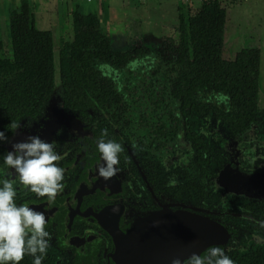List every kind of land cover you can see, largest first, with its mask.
Here are the masks:
<instances>
[{
	"label": "flooded vegetation",
	"instance_id": "obj_1",
	"mask_svg": "<svg viewBox=\"0 0 264 264\" xmlns=\"http://www.w3.org/2000/svg\"><path fill=\"white\" fill-rule=\"evenodd\" d=\"M19 31L49 35L37 59ZM40 56L51 83L25 70ZM104 129L123 147L109 180ZM0 131V181L30 136L64 157L53 202L15 185L46 215L42 264H172L212 246L264 264V0H0Z\"/></svg>",
	"mask_w": 264,
	"mask_h": 264
},
{
	"label": "clouds",
	"instance_id": "obj_2",
	"mask_svg": "<svg viewBox=\"0 0 264 264\" xmlns=\"http://www.w3.org/2000/svg\"><path fill=\"white\" fill-rule=\"evenodd\" d=\"M18 126H14L16 129ZM108 130L102 131L97 148L103 161L98 175L109 180L117 174L123 147L108 139ZM7 137L0 131V141ZM3 162L15 170V178L0 181V264H20L26 255L33 257V264H42L50 247L51 235L46 230L47 218L43 211L35 210L27 203L16 202L17 180L20 185L46 197L51 203L64 189L65 169L60 166L64 157L56 151L55 142H45L39 136H30L27 142L12 145ZM11 175V174H10ZM172 264H235L219 246L210 247L201 256L193 253L185 261L175 258Z\"/></svg>",
	"mask_w": 264,
	"mask_h": 264
},
{
	"label": "trees",
	"instance_id": "obj_3",
	"mask_svg": "<svg viewBox=\"0 0 264 264\" xmlns=\"http://www.w3.org/2000/svg\"><path fill=\"white\" fill-rule=\"evenodd\" d=\"M16 42L18 45L22 46L23 50L27 48L28 51L33 52L32 55L25 54L27 58L32 56V58L37 59L39 56L35 52L40 50L38 45H42L43 43L46 42L49 43V35L47 33H40L39 35H36L26 31H19L16 35ZM40 57L42 61L38 62L36 67H34L32 63H27V66H25V70L27 74L30 72H34L36 74H43V73L48 74L49 81L51 83V73H52L51 57L50 56H40ZM36 79L37 78H35V80ZM31 87L40 89L43 88V85L41 83L31 84Z\"/></svg>",
	"mask_w": 264,
	"mask_h": 264
}]
</instances>
